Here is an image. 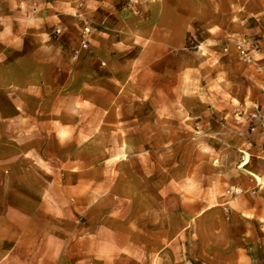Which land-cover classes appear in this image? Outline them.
Returning a JSON list of instances; mask_svg holds the SVG:
<instances>
[{"label": "crops", "instance_id": "0c3cea01", "mask_svg": "<svg viewBox=\"0 0 264 264\" xmlns=\"http://www.w3.org/2000/svg\"><path fill=\"white\" fill-rule=\"evenodd\" d=\"M116 2L98 0L97 7L93 3L95 9H91L90 16L118 32L116 37L108 35L117 52L105 51L102 46L97 57L83 60L76 57V75L84 79L70 81L69 95L64 96L60 92L59 64L64 42L73 34L63 23L64 0H0V141H5L4 150L9 149V154L0 156V167H5V171L9 167V173H0V214L4 215L0 223V264H29L32 248L36 247L35 254L42 264H59L66 251L63 236L67 233H61L59 227L51 231L34 227L37 236L30 238L31 215L40 212L43 204L55 209L62 205L55 200L53 192L44 195L32 186L31 183L39 182V176L13 172L17 167L35 165L28 157L31 150L46 149V143L52 141L60 145L59 135L65 129L76 134L75 143L81 144L80 150H93V135L99 133L133 134L132 144L120 140L111 147L145 151V161L140 159L141 174L135 171V182L141 185L121 196L127 207L118 214L120 226L112 228L135 230L138 237H150L155 253L159 246H164L165 252L157 254L150 264L205 261L216 264L217 253L244 255L245 263L250 264L247 237L243 241L239 236L234 248V241H207L202 236L203 230L212 229L215 220L209 199L223 198L219 191L210 189L213 183L222 184L221 164L214 165L212 157L206 156L197 163L186 159L175 164L171 155L193 135L199 149L214 151L213 156L220 160L222 150L246 149L249 154L246 164L252 159L264 165L261 144L264 135L255 134L250 148L242 135L255 105L264 109V92L257 89L259 94H256L253 83L264 81V0H231L230 5L222 4V0H131L133 12L127 9V14L110 16L109 8L97 11L99 6L110 7ZM70 20L76 27L79 25L78 17ZM123 21L134 23V29L122 26ZM57 29L61 33L56 35ZM100 34L106 33L103 30L92 33L95 46H101L96 41ZM127 35L134 43H127L124 39ZM237 45L247 50L249 61L239 55ZM131 53L132 61L124 66L121 60ZM98 57L107 63L101 70L107 72L108 81H93ZM116 63L120 69L132 71V81H109L108 71L115 70ZM64 115L70 119L69 126L62 125ZM237 125L242 128L241 136L235 130ZM98 144L111 148L109 142ZM17 150L23 152L21 157L17 156ZM36 159L46 161V158ZM79 160L76 158L85 167L94 163L90 153ZM239 160L240 157L236 160L237 168L242 167ZM175 165L181 168L175 171ZM162 166L165 169H160ZM246 172L247 177H232L233 185L240 184L234 190L241 192L245 187L244 193L259 194L264 189V175L256 170ZM86 176L94 178L93 174ZM14 182L21 185L14 186ZM174 182L181 183L183 188H174ZM190 183L194 186L197 183L195 191H190L193 187ZM65 197L71 199L67 204L69 209H86L90 216L94 210L102 211L106 203V199L95 201L99 196L93 191L85 195L68 192ZM138 198L149 203V221H143L147 211L128 209L136 201L125 199ZM158 199L164 201L159 204ZM173 199L194 200L192 204L182 200L175 207ZM254 210L258 209L251 208V212ZM230 212V217L244 221L239 211ZM18 215L23 218L21 223L15 221ZM230 217L225 218L224 232L229 228ZM100 219L94 215L90 218L96 230L105 229ZM235 227L242 229L240 225ZM192 230L198 231V240L193 241L196 254L186 252L191 245ZM85 241L81 257L86 264H93L97 250L89 238ZM74 242L71 240L69 252L76 257L79 251Z\"/></svg>", "mask_w": 264, "mask_h": 264}, {"label": "rangeland", "instance_id": "374dc122", "mask_svg": "<svg viewBox=\"0 0 264 264\" xmlns=\"http://www.w3.org/2000/svg\"><path fill=\"white\" fill-rule=\"evenodd\" d=\"M46 1L51 2L52 0ZM129 1L131 0H117L113 6H99L97 11L102 8H109L111 14L110 16H117L118 13L127 14L125 11L127 9L130 12H133V7L129 5ZM230 1L231 0H222V4L226 3L227 5H230ZM64 2V8L62 9L64 16L63 23L66 25L67 31H69L70 34L73 33L70 38H68V42H64V52L62 54V60L59 64L61 75L58 77L60 78V81H62L60 92L65 96L69 95L70 81H82V79H84L83 76L79 74L78 76L76 75V70L74 68L76 57H79V59L82 60L85 58L97 57L98 49L102 46L105 51L116 53L117 50L116 48H113L108 35L115 34L114 36L116 37L118 32L102 26L101 21L96 20V22L91 19V9L94 8V4H96L97 7L98 0L93 1L94 4L92 2H88V0H64ZM76 17L80 19L77 27L73 24V21L70 20V18ZM115 18L117 19V17ZM134 25L135 24L130 21L122 22V26H126L131 30L134 29ZM114 26H116V24ZM85 27H89V32L87 34L88 45L87 47H82V31ZM57 30L55 31L56 35L61 33ZM94 30H103L106 33L104 35L100 34L99 40H96L101 46H95V42L93 43V39H91ZM125 38L127 43H134V39L130 36L127 35L124 39ZM132 58V53L127 54L126 57L121 60V63H124L123 65L125 66L128 61H132ZM96 61H99V66L94 64L95 70L93 81H108L106 79L107 72L105 70H101V66L106 67L107 65L105 59L101 60L100 57H98ZM120 67L119 64L116 63L114 67L115 70L108 71L110 73L109 81H132V71L127 68L120 69ZM262 82L264 81H253L254 92H256L257 89L260 92H264ZM256 94L259 93L256 92ZM235 103L237 104L236 101ZM69 120V117L64 115L62 117V125L69 126ZM111 122L114 121L111 120ZM239 126L240 125H237L235 130L238 135L241 136L242 128ZM75 136L76 134L69 130L65 129L61 131V134L59 135L61 140L60 145L57 142L52 141L46 143L48 147L46 149H41L40 151L31 150L28 157L31 158L35 165H31L29 167L25 166L23 167L24 170L21 169L22 167H17L18 170L16 169V171H13L15 173L23 171L25 173H29L30 175L39 176V182L31 183L32 186L43 191L44 195L53 192L57 197L55 200H58V202L62 205V208L55 209L43 204L39 208L40 212L37 211V213L31 215V219L28 221L30 238L32 239L37 236L35 233L36 231H34V227H37L40 230L47 229L48 231L59 227V231H61V233H67L63 236L66 240L64 241V244L67 245L65 249L66 251L65 253H62L63 256L59 264H86L84 261L85 259H82L81 257L80 251L84 253V248L87 244L85 239L87 238L90 239V243L94 244L95 250H97L94 255L93 264H150L151 260H154L157 254L165 252L164 246H159L157 252L155 253V247L151 244L152 241L150 237H138L135 234L138 231L135 230H114L112 228L116 225H118V227L120 226L119 223L121 219L118 214L123 213L127 207V205L123 204L124 199L121 196L127 193H132L136 185L138 188L141 185V182H135V171L138 172V174H141L143 166L141 167L140 159L145 161V151H139L133 148L118 149L111 147L114 143L120 140L128 141L129 144H132L134 140L133 134H94L92 140L95 143V147L90 151H86L85 149L80 150L81 144L78 143V146L76 145ZM187 137L188 135L185 136V138ZM102 141H105L106 143L109 142L108 145L111 148L105 149L98 144ZM78 142H80L79 139ZM0 144V156L4 157L6 153L9 154V149L7 151L4 150L3 147H5V141H0ZM75 147H78L79 149H75ZM22 153L23 152L21 150H17V156L21 157L23 155ZM86 153H90L94 158L92 166L85 167L76 162V158L80 161L79 159L81 157H85ZM213 153L214 151H203L199 149L197 147L196 137L194 138L193 135H190L189 139L186 140V143H184L183 146L182 144H179L178 148L174 150L171 155L172 159H175V164L182 163L181 161L186 159H190V161L197 163L200 157L205 158V156L207 159L212 157V163H214V165L221 164L219 169H221L223 174L222 184L221 186H214V183L212 182L213 184L210 189L219 191V193L223 195V198L209 199V204L212 205L210 206V211L215 214L213 215L215 220L211 223L212 229L206 228L205 231L203 230L202 236L207 241L212 239L215 241L225 239L234 241V248H237L239 236L243 241H245L247 237V251L252 258L250 264H264V189H262L259 194L250 196L247 193H244L245 187L241 192L235 191L234 188L238 186L240 188V184L235 186L231 182L232 177L235 175L239 178L243 176L247 177L249 174L246 170H256L264 175V165L256 163V160L252 161L251 159L248 164L237 168L236 160L240 157V151L237 149L228 148L227 150H222L220 152L221 160L218 159L219 157H214ZM39 157L42 159L46 158V161L37 160L36 158ZM48 159L51 161H48ZM136 159L137 164L135 165ZM38 161H40V164H36ZM142 164H144V162H142ZM7 168L8 171H5V167H0V173H9V167ZM180 168L181 166H174L175 171ZM160 169H165V167L162 166ZM87 173L93 174V180L86 176ZM119 176H121L120 180L117 181ZM195 184V186L191 184L193 187L190 185V191H195L197 189V183ZM13 185L20 186L21 182H14ZM174 188L182 189L183 187H181V183L174 182ZM75 191L78 195H85L87 191H93L99 196L98 198H95V201L106 199L103 210H100L99 213L97 210H94L95 212L93 211L94 213H91L90 216V214H88V210L86 209H69L67 204L71 199L66 198L65 195L66 193L68 194V192L71 193ZM103 195H105V197L101 198L100 196ZM125 200L131 202L134 200L136 201L134 206L132 205L128 208L132 209V212H138L140 210L143 212L149 211L150 206L147 199L138 198ZM182 200H184L185 203L192 204L194 199H173L175 207L179 204L178 202H181ZM215 200L217 203L214 202ZM158 201L160 204V201L163 202L164 199H158ZM219 201H221V203ZM226 208L229 213L226 212ZM251 208L258 210L251 212ZM230 210L239 211L240 217H242L244 221L241 219L237 221V217L235 215L233 218L230 217ZM149 212L147 214V218L143 219V221H149ZM93 215L98 217V219L101 218L100 221L104 223L105 229L96 230L93 228V223L90 220ZM2 216L4 215L0 214V223L1 221H4L1 219ZM158 217L161 218L162 215L158 214ZM228 217H230V220L227 222L229 228L225 230L226 232H224V221L225 218ZM22 220L23 218L20 215H18L15 219V221L20 223ZM236 225L242 226V229H237L235 227ZM197 232V230L191 231V245L186 250L188 254L193 252L194 254L197 253L193 245V241L196 242L198 240ZM96 234L99 236H96ZM71 240L73 242L76 241V249L79 251V256L74 257L72 255L73 253L71 254L69 252ZM37 249L38 247L32 248L33 252L31 253L29 264H42L41 260L39 261L37 254H35L37 253ZM175 253H177L176 250ZM214 257L217 258L215 261L216 264H246L244 261L245 256L238 255L237 253H217ZM96 261H98V263ZM212 262L214 261H205L203 264H213ZM13 264L17 263L15 262Z\"/></svg>", "mask_w": 264, "mask_h": 264}, {"label": "built area", "instance_id": "2783aa9c", "mask_svg": "<svg viewBox=\"0 0 264 264\" xmlns=\"http://www.w3.org/2000/svg\"><path fill=\"white\" fill-rule=\"evenodd\" d=\"M59 31V30H57ZM89 32V27H85L82 31V39L81 44L82 47H87L88 45V38L87 34ZM237 49L239 52V55L245 59L246 61H249L251 59L250 55L247 53L246 49H243L240 47V45H237ZM248 126L246 130L242 133V135L246 138V147L250 148L253 146V136L255 134L264 135V109H262L259 105H255L252 112L248 114ZM261 144L264 145V139H262ZM249 160V154L246 149H242L240 151V160H239V166L245 165ZM255 192L254 190L252 191Z\"/></svg>", "mask_w": 264, "mask_h": 264}]
</instances>
